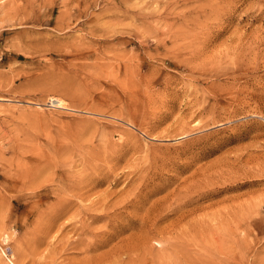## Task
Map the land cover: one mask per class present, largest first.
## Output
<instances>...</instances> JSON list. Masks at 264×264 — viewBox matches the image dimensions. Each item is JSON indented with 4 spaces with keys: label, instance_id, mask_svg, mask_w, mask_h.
<instances>
[{
    "label": "rangeland",
    "instance_id": "1",
    "mask_svg": "<svg viewBox=\"0 0 264 264\" xmlns=\"http://www.w3.org/2000/svg\"><path fill=\"white\" fill-rule=\"evenodd\" d=\"M113 261L264 264V0H0V264Z\"/></svg>",
    "mask_w": 264,
    "mask_h": 264
},
{
    "label": "bare ground",
    "instance_id": "2",
    "mask_svg": "<svg viewBox=\"0 0 264 264\" xmlns=\"http://www.w3.org/2000/svg\"><path fill=\"white\" fill-rule=\"evenodd\" d=\"M134 97H135V96H134ZM99 111H100V110H99ZM117 115H118V114H117ZM117 115H116V116H117ZM109 116H110V115H109ZM51 171H52V170H51ZM36 177H37V176H36ZM59 177H60V175H59ZM92 181H93V180H92ZM36 182H38V181H36ZM36 182H35V183H36ZM54 182H55V181H54ZM55 183H56V182H55ZM57 183H60V182H57ZM89 183H90V182H89ZM89 183H88V184H89ZM88 184H87V185H88ZM40 185H41V184H40ZM75 187H76V186H75ZM86 187H87V186H86ZM76 189H79V188L76 187ZM61 196H62V195H61ZM58 198H59V197H58ZM60 198H61V197H60ZM55 199H56V198H55ZM53 200H54V199H53ZM65 200H66V199H65ZM57 202H58V201H57ZM65 202H66V201H65ZM54 203H56V201H55ZM62 203H63V202H62ZM45 204H46V203H45ZM56 204H57V203H56ZM65 204H66V203H65ZM65 204H64V205H65ZM62 206H63V205H62ZM50 207H51V206H50ZM54 207H55V209H56V206H55V205H54ZM59 208H61V207H59ZM59 208H58V209H59ZM63 209H64V208H63ZM56 210H57V209H56ZM103 210H104V209H103ZM51 211H52V210H51ZM51 211H49V213H51ZM53 211H55V210L53 209ZM57 212H58V211H57ZM44 213H45V212H44ZM52 213H53V212H52ZM52 213H51V214H52ZM46 215H47V213H46ZM52 215H53V214H52ZM102 215H103V214H102ZM106 215H107V213H106ZM108 215H109V214H108ZM95 216H99V215H95ZM54 218H55V217H54ZM54 218H53V219H54ZM56 218H57V217H56ZM94 218H97V217H94ZM98 218H99V217H98ZM103 218H104V217H103ZM100 219H101V218H100ZM159 246H160V245H159ZM142 247H143V246H142ZM137 249H138V248H137ZM140 249H141V248H140ZM148 249H149V248H148ZM133 250H135V249H133ZM151 250H152V249H151ZM133 252H134V251H133ZM136 253H137V251H136ZM145 254H146V253H145ZM153 259H154V258H153ZM153 259H152V260H153ZM112 260H113V259H112ZM117 260H118V259H117ZM117 260H116V261H117ZM113 262H115V261H113ZM126 263H127V262H126ZM141 263H143V262H141ZM115 264H116V262H115ZM121 264H122V262H121ZM130 264H131V263H130ZM135 264H136V263H135Z\"/></svg>",
    "mask_w": 264,
    "mask_h": 264
}]
</instances>
